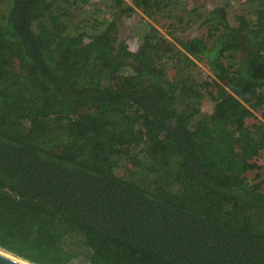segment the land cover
Masks as SVG:
<instances>
[{"label": "trees", "instance_id": "obj_1", "mask_svg": "<svg viewBox=\"0 0 264 264\" xmlns=\"http://www.w3.org/2000/svg\"><path fill=\"white\" fill-rule=\"evenodd\" d=\"M103 1L0 0V249L33 264H264V191L246 175L264 150V0H238L233 24L224 7L200 14L187 39L145 22L134 52L115 9L155 19L187 0H112L114 18L68 27Z\"/></svg>", "mask_w": 264, "mask_h": 264}, {"label": "rangeland", "instance_id": "obj_2", "mask_svg": "<svg viewBox=\"0 0 264 264\" xmlns=\"http://www.w3.org/2000/svg\"><path fill=\"white\" fill-rule=\"evenodd\" d=\"M125 4L131 5V0H124ZM115 2L112 0H105L103 3L87 4L79 7L73 15V23H68V27L85 25L86 28L90 25L97 23L98 21H106L114 18L111 15L112 9L109 7ZM215 7H224L227 10V18L231 24H233V16L242 12L241 2L238 0H187L185 5L177 4L172 5L170 13L163 11L165 14L158 16L157 18L146 17L141 10L133 8L128 13L118 12L115 13V21L118 29V38L120 41H125L130 51H137L142 41L139 36L141 26L145 22L153 25L157 28L162 36L169 41H173L172 35H175L182 39L198 36L205 32V29L200 25V14L213 9ZM180 17V21L177 19ZM173 21V27L171 22ZM100 25V24H99ZM104 28L103 23L98 26V30ZM170 31L171 33L168 34ZM194 72L199 81L209 80L211 72L208 66L204 63H200ZM213 102L208 97H205L201 103V109L204 112H213ZM260 119V111H254L252 116L246 118L248 125L257 122ZM255 168L247 172V177L253 180L255 177L261 182L262 190L264 191V150L254 160ZM123 171V169H121Z\"/></svg>", "mask_w": 264, "mask_h": 264}, {"label": "water", "instance_id": "obj_3", "mask_svg": "<svg viewBox=\"0 0 264 264\" xmlns=\"http://www.w3.org/2000/svg\"><path fill=\"white\" fill-rule=\"evenodd\" d=\"M0 250L11 255V256L6 255L0 251V264H33V263L28 262V261H25L24 259L14 255V254H11V253L3 250V249H0ZM15 257L20 258L21 260H17V259H15Z\"/></svg>", "mask_w": 264, "mask_h": 264}, {"label": "bare ground", "instance_id": "obj_4", "mask_svg": "<svg viewBox=\"0 0 264 264\" xmlns=\"http://www.w3.org/2000/svg\"><path fill=\"white\" fill-rule=\"evenodd\" d=\"M2 253H4V254H6V255H9L8 253H5L4 251H2V250H0ZM9 256H11V255H9ZM15 259H17V260H21L20 258H17V257H15Z\"/></svg>", "mask_w": 264, "mask_h": 264}]
</instances>
